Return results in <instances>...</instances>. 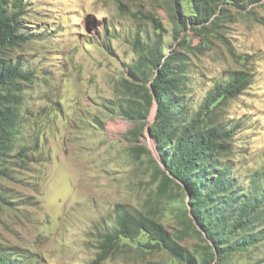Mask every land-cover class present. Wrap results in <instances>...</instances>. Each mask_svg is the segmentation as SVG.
<instances>
[{
  "label": "rangeland",
  "instance_id": "rangeland-1",
  "mask_svg": "<svg viewBox=\"0 0 264 264\" xmlns=\"http://www.w3.org/2000/svg\"><path fill=\"white\" fill-rule=\"evenodd\" d=\"M25 2L30 40L16 53L34 76L23 86L16 150L0 166V254L20 264H182L145 234L120 238L99 260L101 233L118 210L154 219L192 251L205 245L183 189L163 187L149 125L140 133V122L113 112L114 85L137 59L130 41L138 34L160 33L180 53L190 110L231 73L248 72L251 86L216 116L236 128L221 162L241 189L251 186L264 168V0L223 2L200 31L190 21L177 27L176 18L194 13L189 0ZM216 264H264V241Z\"/></svg>",
  "mask_w": 264,
  "mask_h": 264
},
{
  "label": "trees",
  "instance_id": "trees-1",
  "mask_svg": "<svg viewBox=\"0 0 264 264\" xmlns=\"http://www.w3.org/2000/svg\"><path fill=\"white\" fill-rule=\"evenodd\" d=\"M189 1L194 13L175 21L182 29L190 21L198 31L213 20L223 2H240ZM26 5L25 0L0 2V166L9 162L16 150L23 86L34 76L31 63L16 53L30 40V27L23 19ZM155 34H138L130 41L137 59L127 65L126 77L114 85L117 100L112 101V110L126 120L140 122V133L149 125L165 165L163 187L173 183L183 189L188 197L187 216L193 228L204 235L205 245L192 251L154 219L118 210L114 228L101 233L99 260L115 252L120 238L135 239L145 234L154 248L168 252L182 264H216L220 257L264 241V168L252 177L251 186L241 189L231 175L232 167L221 162L228 156V142L236 128L229 129L216 116L221 105L251 86L253 77L244 71L231 73L208 91L196 110H190L185 103L188 90L181 55L166 46L160 33ZM184 44L182 47H190ZM155 110V119L149 124ZM23 151L18 149L20 154ZM17 263L9 254H0V264Z\"/></svg>",
  "mask_w": 264,
  "mask_h": 264
},
{
  "label": "water",
  "instance_id": "water-1",
  "mask_svg": "<svg viewBox=\"0 0 264 264\" xmlns=\"http://www.w3.org/2000/svg\"><path fill=\"white\" fill-rule=\"evenodd\" d=\"M155 114H156V110L154 111V119H155ZM154 121V120H153ZM149 133H150V130H149Z\"/></svg>",
  "mask_w": 264,
  "mask_h": 264
}]
</instances>
